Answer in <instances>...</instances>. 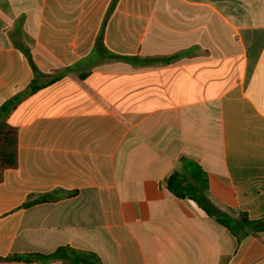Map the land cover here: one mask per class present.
<instances>
[{
  "label": "crops",
  "instance_id": "crops-1",
  "mask_svg": "<svg viewBox=\"0 0 264 264\" xmlns=\"http://www.w3.org/2000/svg\"><path fill=\"white\" fill-rule=\"evenodd\" d=\"M21 46L45 75L72 70L8 118L0 257L264 264V230L237 236L166 185L191 159L215 207L264 219V0H0V105L34 78Z\"/></svg>",
  "mask_w": 264,
  "mask_h": 264
},
{
  "label": "trees",
  "instance_id": "trees-1",
  "mask_svg": "<svg viewBox=\"0 0 264 264\" xmlns=\"http://www.w3.org/2000/svg\"><path fill=\"white\" fill-rule=\"evenodd\" d=\"M23 53L29 60L34 71V78L29 86L7 99L0 105V182L3 174L7 169L17 168L18 166V127L8 123L10 114L18 107L20 102L27 96L32 95L40 89L51 85L72 70L67 67L53 75H45L39 71L35 65L31 51L26 46H21ZM106 51L103 43L102 32L98 35L95 43V52ZM41 78H44L41 79ZM83 78V75H81ZM181 169L174 172L166 179L168 190L176 197L194 200L209 216L217 219L221 224L226 226L231 232L240 236L244 235L247 228L255 230H264L263 220H249L244 214L234 218L229 214L220 211L215 207L205 195L208 186V177L203 168L188 158L180 160ZM44 197H38L35 201H43ZM34 201V202H35ZM33 202H28V206ZM53 260H63L69 264H100L98 257L93 253H79L69 247H60L49 255L27 254V255H9L5 258L0 257V261H23V262H48Z\"/></svg>",
  "mask_w": 264,
  "mask_h": 264
}]
</instances>
